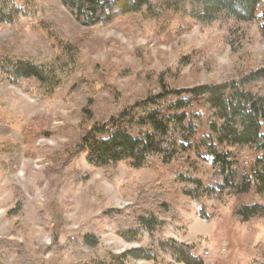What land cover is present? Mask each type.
Instances as JSON below:
<instances>
[{
    "label": "rangeland",
    "instance_id": "rangeland-1",
    "mask_svg": "<svg viewBox=\"0 0 264 264\" xmlns=\"http://www.w3.org/2000/svg\"><path fill=\"white\" fill-rule=\"evenodd\" d=\"M39 3L35 18L0 25V53L63 66L66 85L50 94L35 81L23 88L0 83V264H92L141 248L155 249L159 264H181L146 235L134 243L120 238L147 212L166 224L157 239L188 247L204 264H264V195L223 192L194 200L175 182L188 157L206 187L221 186L208 154L212 142L205 141L213 137L208 107L187 112L191 146L171 165L102 168L80 147L95 124L147 97L239 82L261 70L264 27L202 24L192 17L190 0L152 1L141 12L91 27L59 0ZM247 89L264 93V81ZM227 150L241 174L261 157L249 147L219 149ZM243 206H258L263 216L245 223L237 215ZM86 236L98 248L85 247Z\"/></svg>",
    "mask_w": 264,
    "mask_h": 264
},
{
    "label": "trees",
    "instance_id": "trees-1",
    "mask_svg": "<svg viewBox=\"0 0 264 264\" xmlns=\"http://www.w3.org/2000/svg\"><path fill=\"white\" fill-rule=\"evenodd\" d=\"M63 6L86 27L107 25L116 15L141 12L152 1L160 0H59ZM194 6L192 17L202 24L233 21L236 24L257 22L264 27V0H190ZM40 0H0V25H14L23 18H35L42 11ZM261 9V12L259 10ZM0 53V83L23 88L35 81L50 94L66 85L62 77L63 66L55 63L26 59L15 53ZM264 81V68L239 82L203 85L182 92L164 91L147 97L112 117L108 123L95 124L81 139L80 147L95 166L106 168L129 162L135 169L171 165L178 155L187 154L194 134L187 112L194 105L208 107L213 113L210 132L205 141L212 142L208 154L212 165L222 177L218 189L206 187L197 179L190 167V159L175 174V182L182 186L183 195L200 200L228 192L245 195L255 191L264 195V93L247 89V85ZM32 93L30 90H26ZM191 132V133H190ZM186 133L187 139L182 136ZM209 142V143H210ZM208 143V142H207ZM249 147L261 157L257 158L248 173L241 174L231 151L220 148ZM6 168L8 166L6 165ZM224 194V193H223ZM164 206V205H163ZM258 206H243L237 215L243 222L263 216ZM202 217H204L202 212ZM166 224L152 213L137 216L136 227L119 234L128 243L148 236L153 246L171 252L178 263L204 264L188 247L174 241L157 239ZM83 245L91 250L98 248L94 236H86ZM153 248L133 249L120 255H108L92 264H131L146 261L159 264ZM1 263V262H0Z\"/></svg>",
    "mask_w": 264,
    "mask_h": 264
}]
</instances>
